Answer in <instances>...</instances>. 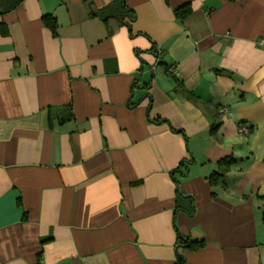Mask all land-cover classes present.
<instances>
[{
    "label": "crops",
    "instance_id": "obj_1",
    "mask_svg": "<svg viewBox=\"0 0 264 264\" xmlns=\"http://www.w3.org/2000/svg\"><path fill=\"white\" fill-rule=\"evenodd\" d=\"M111 1L0 6V264H264V0Z\"/></svg>",
    "mask_w": 264,
    "mask_h": 264
},
{
    "label": "trees",
    "instance_id": "obj_2",
    "mask_svg": "<svg viewBox=\"0 0 264 264\" xmlns=\"http://www.w3.org/2000/svg\"><path fill=\"white\" fill-rule=\"evenodd\" d=\"M22 0H0L1 13H7L13 10ZM174 16L178 22H183L191 13L190 5L185 4L181 7H178L173 11ZM88 15L91 18H97L101 22L107 24L110 22H115L117 26L126 25L124 20L128 19V21L132 22L135 20V13L128 9L125 5L124 0H112L105 8L96 9L93 5L89 7ZM42 21L48 29L55 32L56 21L53 16H43ZM112 33V31H110ZM70 106L63 107L61 110L55 113V118L57 119L59 124H63L65 122L70 121L73 118V114L71 112ZM216 130V125H212L210 129V133L214 134ZM234 161L231 158L222 160L218 162V170L213 172L211 176L207 178V181L211 187L220 186L223 187V177L228 172L230 167L233 165ZM48 239L42 240L41 242H45ZM204 241H191L187 238H183L180 235H177L176 238V248L188 250V251H198L202 249L204 246ZM182 258L180 255L177 257V264L181 262Z\"/></svg>",
    "mask_w": 264,
    "mask_h": 264
},
{
    "label": "built area",
    "instance_id": "obj_3",
    "mask_svg": "<svg viewBox=\"0 0 264 264\" xmlns=\"http://www.w3.org/2000/svg\"><path fill=\"white\" fill-rule=\"evenodd\" d=\"M259 41H260L261 44H264V38H261ZM226 113H227L226 108H221V109L219 110V114H220V115H224V114H226ZM238 132H239L240 134L246 136V135H248L249 129L247 128L246 125L240 124V125H238Z\"/></svg>",
    "mask_w": 264,
    "mask_h": 264
}]
</instances>
